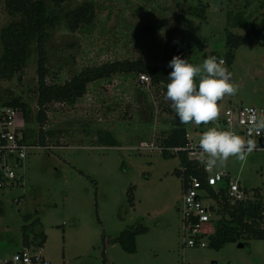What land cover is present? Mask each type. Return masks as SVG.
I'll list each match as a JSON object with an SVG mask.
<instances>
[{
  "label": "rangeland",
  "instance_id": "rangeland-1",
  "mask_svg": "<svg viewBox=\"0 0 264 264\" xmlns=\"http://www.w3.org/2000/svg\"><path fill=\"white\" fill-rule=\"evenodd\" d=\"M81 1L63 0L57 12ZM90 1L86 22L69 30L60 16L49 31L48 82H62L84 66L112 59L164 63L169 47L184 43L192 48L190 63L202 65L216 54L239 85L234 96L218 102L219 117L230 104L264 108V0ZM191 4H205L203 16L183 13ZM11 18L0 0V27ZM226 30L241 36L229 61L224 59ZM36 77L34 53L9 76L0 73V106L16 96L25 102L27 118L18 126L29 134L28 141L36 139L39 128L45 130V144L26 150L18 182L0 187V257L23 245L21 225L37 217L45 239L40 246H25L54 264L261 263L260 238H245L241 246L236 245L241 240L226 241L217 249L183 243L177 209L182 179L173 171L179 159L175 153L163 155L158 142L170 125L166 93L140 82L138 74L116 72L88 82L72 102L51 101L39 122ZM216 122L183 125L190 142L198 144ZM106 132L112 144L101 139ZM140 141L159 147H141ZM217 169L238 179L249 198L255 190L264 199L263 148L244 162L230 157ZM135 224L145 230L135 235L134 251L110 240Z\"/></svg>",
  "mask_w": 264,
  "mask_h": 264
},
{
  "label": "trees",
  "instance_id": "trees-1",
  "mask_svg": "<svg viewBox=\"0 0 264 264\" xmlns=\"http://www.w3.org/2000/svg\"><path fill=\"white\" fill-rule=\"evenodd\" d=\"M63 0H2L3 6L8 14L12 16L3 26L0 27V73L9 76L10 72L17 70L24 65L31 53L36 56V96L37 103L36 119L42 122L45 117V109L53 100L72 102L75 98L82 95L86 84L98 78H106L116 72L125 73H144L148 76V84L157 87L166 93L168 76L172 71L169 61L173 56H179L191 62L190 54L192 48L184 43H176L169 47V54L164 63H146L139 58H121L102 61L96 64L84 66L69 75L62 82H48L46 76V41L49 31L59 17L69 30H73L79 23L86 22L92 12V2L82 0L62 11L61 3ZM200 4V3H199ZM205 4L196 6L191 4L186 12L203 16ZM198 7V10H197ZM182 12V11H181ZM182 13V14H183ZM241 36L229 30L225 31L224 45L227 50L224 59L230 60L233 56L232 49L240 41ZM213 54L212 56H215ZM3 106L18 108L24 119L27 118V108L25 102L17 96L3 101ZM170 101L166 109L170 111L169 127L159 138L160 151L163 155L175 153L179 159L180 167L173 171L185 179L192 174L201 180V186L214 197L215 203L211 206L213 210V231L207 237V245L217 249L226 241L243 240L248 237L260 238L264 244V199L254 190L252 198L245 197L230 202L224 192V186L219 185L216 192L211 186L204 184V172L201 168L199 158H190L187 155L188 138L184 125L175 117V113L170 108ZM23 137L28 139L29 134L22 131ZM45 130L38 129L36 139L31 142L44 145ZM103 142L112 144L114 138L107 132L101 137ZM176 146L175 151L168 150V147ZM22 246L32 242L41 245L45 235L41 225L34 217L26 224L21 225ZM145 230L143 225H128L117 234L110 237L111 241L119 243L125 251H134L135 235ZM31 235L29 241L27 235ZM244 241V240H243ZM242 241V242H243ZM245 243V242H243Z\"/></svg>",
  "mask_w": 264,
  "mask_h": 264
},
{
  "label": "built area",
  "instance_id": "built-area-1",
  "mask_svg": "<svg viewBox=\"0 0 264 264\" xmlns=\"http://www.w3.org/2000/svg\"><path fill=\"white\" fill-rule=\"evenodd\" d=\"M223 58L218 57V60ZM140 82L148 83V76L138 73ZM253 115H264V108L252 104H230L224 107L221 116L216 124L220 125L219 130L234 132L245 138L257 141L259 136L252 129L251 117ZM21 111L12 106H0V187L4 184L17 183L21 177L19 168L22 166V159L26 156L29 147L39 144L28 141L24 138L21 127L23 123ZM216 126V125H215ZM141 147H159L152 142L140 141ZM199 144L188 142L187 155L190 158H199ZM257 149H264V145L257 143ZM160 149V147H159ZM175 151L176 146L168 147V150ZM204 172V184L211 186L216 192L219 185L224 186L225 194L230 202L247 197L238 179L230 177L224 169L212 170L209 172L201 163ZM211 200V201H210ZM215 199L202 186L201 180L195 175H188L182 179L180 201L177 209L181 218V229L185 233L183 243L188 246H204L207 244V237L213 231V210L211 206ZM261 263L264 264V244H262ZM0 264H54L38 251H29L27 246L20 247L10 253L9 256L0 257Z\"/></svg>",
  "mask_w": 264,
  "mask_h": 264
},
{
  "label": "clouds",
  "instance_id": "clouds-1",
  "mask_svg": "<svg viewBox=\"0 0 264 264\" xmlns=\"http://www.w3.org/2000/svg\"><path fill=\"white\" fill-rule=\"evenodd\" d=\"M166 99L181 124L208 125L216 122L220 114L218 102L226 95L234 96L239 85L232 82V73L225 61L209 56L202 65L189 63L187 59L173 56L169 61ZM198 78L199 82H196ZM253 131L259 136L264 133V115H253ZM220 125L210 127L199 140V159L211 172L226 165L230 157L244 162L257 149V141L245 139L234 132L219 130Z\"/></svg>",
  "mask_w": 264,
  "mask_h": 264
},
{
  "label": "water",
  "instance_id": "water-1",
  "mask_svg": "<svg viewBox=\"0 0 264 264\" xmlns=\"http://www.w3.org/2000/svg\"><path fill=\"white\" fill-rule=\"evenodd\" d=\"M257 143L260 145H264V137L259 136L257 138ZM242 244H243V242H241V241H237V243H236L237 246H241Z\"/></svg>",
  "mask_w": 264,
  "mask_h": 264
},
{
  "label": "crops",
  "instance_id": "crops-1",
  "mask_svg": "<svg viewBox=\"0 0 264 264\" xmlns=\"http://www.w3.org/2000/svg\"><path fill=\"white\" fill-rule=\"evenodd\" d=\"M186 136H187V138H188V141L190 142L191 140L189 139L187 132H186ZM198 144H199V143H198ZM21 247H23V246L21 245Z\"/></svg>",
  "mask_w": 264,
  "mask_h": 264
}]
</instances>
